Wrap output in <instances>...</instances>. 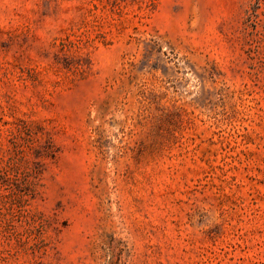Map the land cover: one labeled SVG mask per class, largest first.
I'll list each match as a JSON object with an SVG mask.
<instances>
[{
	"label": "rangeland",
	"instance_id": "374dc122",
	"mask_svg": "<svg viewBox=\"0 0 264 264\" xmlns=\"http://www.w3.org/2000/svg\"><path fill=\"white\" fill-rule=\"evenodd\" d=\"M0 264H264V0H0Z\"/></svg>",
	"mask_w": 264,
	"mask_h": 264
}]
</instances>
